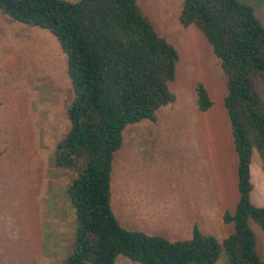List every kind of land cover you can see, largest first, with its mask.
<instances>
[{"label":"rangeland","instance_id":"374dc122","mask_svg":"<svg viewBox=\"0 0 264 264\" xmlns=\"http://www.w3.org/2000/svg\"><path fill=\"white\" fill-rule=\"evenodd\" d=\"M75 1V0H70ZM253 3L264 22V0ZM183 0H137L156 32L179 52L175 102L156 119L122 131L110 176V205L125 228L189 238L196 224L222 241L233 231L222 215L238 198L237 156L223 104L226 80L218 58L194 26L183 27ZM66 55L48 30L0 13V264H59L71 251L74 208L66 188L76 175L55 168L51 155L70 122L73 92ZM212 101L201 111L196 85ZM264 98V84L257 82ZM251 201L264 206V171L258 152L250 163ZM194 202L195 211L193 212ZM264 259V233L250 222ZM115 264H137L119 256ZM215 264H225V256Z\"/></svg>","mask_w":264,"mask_h":264},{"label":"trees","instance_id":"16d2710c","mask_svg":"<svg viewBox=\"0 0 264 264\" xmlns=\"http://www.w3.org/2000/svg\"><path fill=\"white\" fill-rule=\"evenodd\" d=\"M0 13L48 30L66 55L73 97L68 131L51 155L55 168L76 175L66 188L74 208L71 251L59 264H264L250 222L264 233V206L251 201L250 163L258 152L264 171V22L245 0H183L179 22L194 25L212 47L226 80L223 104L237 156L238 198L222 219L233 231L222 241L194 224L189 238L170 240L123 227L110 205V176L122 131L175 102L179 52L160 36L137 0H0ZM201 111L212 101L196 85Z\"/></svg>","mask_w":264,"mask_h":264},{"label":"crops","instance_id":"0c3cea01","mask_svg":"<svg viewBox=\"0 0 264 264\" xmlns=\"http://www.w3.org/2000/svg\"><path fill=\"white\" fill-rule=\"evenodd\" d=\"M192 205H193V212H194L195 211L194 202H192Z\"/></svg>","mask_w":264,"mask_h":264}]
</instances>
